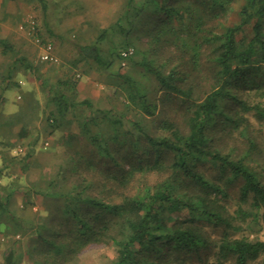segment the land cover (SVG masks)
Returning a JSON list of instances; mask_svg holds the SVG:
<instances>
[{"label":"trees","instance_id":"16d2710c","mask_svg":"<svg viewBox=\"0 0 264 264\" xmlns=\"http://www.w3.org/2000/svg\"><path fill=\"white\" fill-rule=\"evenodd\" d=\"M125 7L79 59L98 72L121 65L137 33L142 47L109 83L118 105L78 100V74L46 83L42 71L57 65L38 58L15 56L8 67L7 88L22 85V72L48 87L47 137L64 164L40 189L44 209L29 224L9 212L11 191L0 195L13 223L1 219L0 231L25 241L0 264H79L94 248L112 250V264L264 263V149L251 133V119L264 124V0Z\"/></svg>","mask_w":264,"mask_h":264},{"label":"rangeland","instance_id":"374dc122","mask_svg":"<svg viewBox=\"0 0 264 264\" xmlns=\"http://www.w3.org/2000/svg\"><path fill=\"white\" fill-rule=\"evenodd\" d=\"M124 8L125 0H0V188L8 189L5 193L0 190V195L4 199L11 191L9 212L26 224L43 211L37 195L64 164L51 145L52 137H47L51 133L45 120L49 111L46 106L48 87L42 80L53 84L56 79L78 74V100H89L98 108L118 105L119 96L114 94L109 83L114 80L115 72H127L128 66L121 67L117 59L110 69L98 72L94 62L88 65L79 59L80 48L93 46L100 32L115 22ZM27 15L35 16L41 30L53 41L59 64L52 70L42 71V80L32 72L19 73L16 78L22 85L7 88L4 79L15 56L38 64L36 50L17 30V25ZM131 35L134 43L131 48H141V43L134 38L137 33ZM117 38L115 35L112 40L118 42ZM1 41L11 46L6 54L2 53ZM109 47L110 42L105 41L98 48L104 54ZM132 57H136L135 52ZM251 128L252 136L264 149V124L251 119ZM59 135L55 133V138ZM18 146L22 147L20 153H28L24 160L23 155L13 158V151ZM236 197L237 188L232 186L228 200L230 209L234 208ZM1 219L7 221L8 226L13 224L9 216L1 215ZM3 234L0 231V263L10 248L20 255L25 242L20 234ZM259 237L264 240L263 234ZM112 257V250L94 248L80 256L79 264H112ZM22 259L20 264H27ZM250 264L264 263L258 259Z\"/></svg>","mask_w":264,"mask_h":264},{"label":"built area","instance_id":"2783aa9c","mask_svg":"<svg viewBox=\"0 0 264 264\" xmlns=\"http://www.w3.org/2000/svg\"><path fill=\"white\" fill-rule=\"evenodd\" d=\"M17 30L29 39L37 49L38 61L48 63L50 65L59 64V59L55 55V47L52 42L42 34L41 27L35 16L27 15L23 21L17 25ZM133 53V48H126L120 52L122 66L125 65V60L131 57ZM13 152H22V147L18 146Z\"/></svg>","mask_w":264,"mask_h":264},{"label":"crops","instance_id":"0c3cea01","mask_svg":"<svg viewBox=\"0 0 264 264\" xmlns=\"http://www.w3.org/2000/svg\"><path fill=\"white\" fill-rule=\"evenodd\" d=\"M29 40V39H28ZM30 41V40H29ZM30 43L32 44V42L30 41ZM32 46H33V48L34 49H36L35 47H34V45L32 44ZM57 51L55 50V53H56ZM56 56H57V53H56ZM58 57V56H57Z\"/></svg>","mask_w":264,"mask_h":264}]
</instances>
